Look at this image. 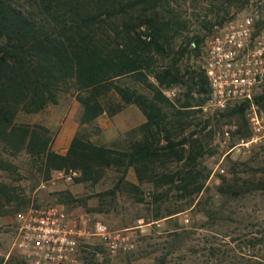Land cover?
<instances>
[{
  "label": "trees",
  "instance_id": "trees-1",
  "mask_svg": "<svg viewBox=\"0 0 264 264\" xmlns=\"http://www.w3.org/2000/svg\"><path fill=\"white\" fill-rule=\"evenodd\" d=\"M248 1L213 0L212 4L218 11ZM171 2L0 0V143L13 154L25 148L45 178L51 169H76L80 172L76 179L79 181L89 179L95 167L133 166L140 182L148 180L155 187H166L160 195L174 191L178 198L189 199L187 205L202 213L206 221L169 231L164 251L154 258V264H264V250L261 249L260 256L252 251L258 244L264 247V229L258 231L259 237L251 235L252 231L242 235L236 227L226 232L211 229L224 220L232 222L241 212L234 201L250 192L264 190V178L255 181L223 176L214 187L216 199L196 200L207 189V174L199 157L208 149L202 140L193 137L196 131L183 141H175L171 129L163 124L168 115L162 106L168 100L160 87L182 80L187 72L193 84L198 77V90L207 92V80L201 69L199 73L194 70L182 73L176 66L179 58L188 52L187 44L193 42L198 46L203 38L196 34L177 49L173 46V40L185 26L181 28L182 21ZM208 24L205 21L203 26ZM158 58H170L171 62L152 68L151 65L158 64ZM149 74L156 84L148 82ZM127 75L145 79L143 83L152 91L151 97L135 87L114 83ZM69 85L78 91L77 99L83 105L86 119L103 110L99 91L107 97L113 90L123 102L136 104L146 117L140 128L144 138L131 142L126 150H116L75 136L66 154L61 155L51 149L46 129L15 121L20 108L36 112L48 102H56L57 91ZM79 91H86L87 95ZM259 97L260 100L253 97L257 104L264 98L261 94ZM199 102L185 101L183 111L177 110L174 115L187 117L190 112L187 108ZM247 105L250 102L229 107L211 121L223 124L221 120L235 118L245 125ZM160 139L165 143L161 145ZM169 161H183V164L169 169ZM12 167L10 160L0 157V168ZM259 172L264 177V168H259ZM18 200L21 198L13 186L0 184V214L8 212L5 208ZM181 210H168L165 215L155 217L171 219ZM240 239L248 248L247 253H241ZM9 256L5 263L0 257V264L25 263L17 254Z\"/></svg>",
  "mask_w": 264,
  "mask_h": 264
},
{
  "label": "rangeland",
  "instance_id": "rangeland-1",
  "mask_svg": "<svg viewBox=\"0 0 264 264\" xmlns=\"http://www.w3.org/2000/svg\"><path fill=\"white\" fill-rule=\"evenodd\" d=\"M212 1L171 2L172 8L182 21L181 28L185 26L173 40V46L177 49L196 34L203 38L198 46L193 42L187 44L188 52L179 58L176 65L182 73L186 70L200 72L204 41L217 27L250 16L253 18L255 30H264V0H249L243 5L232 4L218 11ZM205 21L209 22L208 27L203 26ZM169 62L170 58H158V64L151 66L157 69ZM194 80L196 84L192 83L189 73L186 72L182 80L160 87V90L168 100L162 106L168 115L163 124L171 129V137L175 141H183L196 131L193 137L202 140L208 149L199 157L205 166L208 191L205 189L196 200L199 197H214V187L219 185L223 176L255 181L263 179L259 168H264V98L258 104L252 101L253 103L246 106L245 125L235 118L230 121L223 119V124H217L214 120L211 121L212 117L227 109L220 112L205 111L202 107L205 105L206 93L198 90V77ZM144 81L145 79L127 75L114 80V83L135 87L151 97L152 91L144 86ZM148 82L157 83L152 74H149ZM79 92L87 95L86 91ZM260 94L264 96V85L254 95L260 100ZM77 95L78 91L72 85L63 86L57 91L56 102H48L36 112H26L20 108L15 121L46 129L51 149L61 155L66 154L75 136L116 150H126L131 142L144 138L140 128L146 122V117L136 104L123 102L113 90L107 97H103L99 91L98 100L102 103L103 110L91 119H86ZM196 100L200 101L199 105L188 107L190 112L187 117L174 115L177 110L183 111L181 107L185 101L196 104ZM208 118L211 122H208ZM164 143L165 140L160 139V144ZM0 157L10 160L13 166L11 169L0 168V184L13 186L21 198L5 208L8 212L0 214V257L4 258L3 263L10 258L9 255H19L12 248L16 214L42 204L64 205L74 219L85 220L90 231L96 223L102 222L111 231L128 235L127 248L115 253L110 252L98 236L90 235L81 242L79 264H154V258L164 251L169 231L178 227L189 228L195 223L199 225L206 221L202 213L187 205L189 199L178 198L174 191L167 192L166 196L160 195L166 189L165 186L155 187L148 180L140 182L133 166L126 169L124 165L95 167L90 172L89 179L76 181L80 177V172L76 169H51L49 177L45 178L37 170L25 148L13 154L0 143ZM169 162V169H176L183 164V161ZM234 203L239 205L241 212L233 217L232 222L224 220L211 229L226 232L236 227L242 235L246 231H252L251 235L259 237L261 233L258 231L264 229V190L250 192ZM174 209L183 210L171 219L155 217ZM242 241L240 239L239 243ZM243 245L244 243L241 244L240 251L244 254L248 248ZM261 249L264 250V247L258 244L252 251L260 256ZM19 256L24 264H28Z\"/></svg>",
  "mask_w": 264,
  "mask_h": 264
},
{
  "label": "built area",
  "instance_id": "built-area-1",
  "mask_svg": "<svg viewBox=\"0 0 264 264\" xmlns=\"http://www.w3.org/2000/svg\"><path fill=\"white\" fill-rule=\"evenodd\" d=\"M199 66L207 80L205 111L253 103L264 85V30L256 31L250 16L217 27L204 41ZM15 220L12 248L28 264H79L81 242L90 235L98 236L112 253L128 246V235L102 222L90 231L85 220L74 219L62 204L30 207Z\"/></svg>",
  "mask_w": 264,
  "mask_h": 264
}]
</instances>
